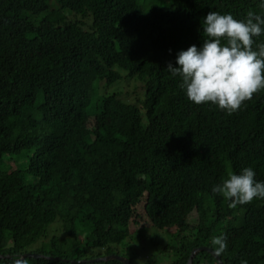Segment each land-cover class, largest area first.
Returning a JSON list of instances; mask_svg holds the SVG:
<instances>
[{"label":"trees","instance_id":"16d2710c","mask_svg":"<svg viewBox=\"0 0 264 264\" xmlns=\"http://www.w3.org/2000/svg\"><path fill=\"white\" fill-rule=\"evenodd\" d=\"M259 3L0 0V264H187L221 234L225 264H264V198L230 208L212 192L246 167L264 182V89L229 115L166 70L202 46L209 11ZM114 83L132 98L105 93ZM155 239L167 257L139 259Z\"/></svg>","mask_w":264,"mask_h":264},{"label":"clouds","instance_id":"9594fccd","mask_svg":"<svg viewBox=\"0 0 264 264\" xmlns=\"http://www.w3.org/2000/svg\"><path fill=\"white\" fill-rule=\"evenodd\" d=\"M260 11L248 10L243 19L231 13L209 11L202 21L204 41L178 52L176 65L167 71L180 78L179 87L195 104L211 103L229 115L264 89V43L254 38L264 35V0ZM212 192L229 201L230 208L264 198V182L255 179L251 167L240 174L229 172ZM211 245L217 256L227 249L224 234L214 236ZM15 264H26L23 260ZM241 264H247L242 261Z\"/></svg>","mask_w":264,"mask_h":264},{"label":"rangeland","instance_id":"374dc122","mask_svg":"<svg viewBox=\"0 0 264 264\" xmlns=\"http://www.w3.org/2000/svg\"><path fill=\"white\" fill-rule=\"evenodd\" d=\"M130 84H131V85H129V86H126V85L124 86V84L119 85V83H114V84H112V85H106V86H105L106 88H104V92H105V93H113V92H116V91L118 90V87L120 86V88L123 89V90H124V88H125L126 91H128V90L131 91L130 95L125 94L126 91L124 92V94H122L123 97L130 99V98H132V91H133V89L135 88L133 83H130ZM133 93H134V92H133ZM142 221L145 223L146 226H148V227L151 226V225H150L151 223H149L148 220L143 219ZM131 229H132L131 232H133V231H134L135 229H137V228H136L135 225H133ZM152 230H154V229H152ZM161 232H162V231H161ZM158 233H159V235H160V231H158ZM162 237H164V234H162V236H161L160 239H162ZM153 241L158 242V239H155V240H153ZM148 243H149V242L147 241L146 244H148ZM152 244H153V243H152ZM159 247H161V243H160V242L157 243V246L154 245V247H153L151 250H148V251H146V250H142V248H140V247H138V246H135V247H134V250H136V253H138L137 255L139 256V257H138L139 259H141V258H144V259H145V258H147V257L150 256L151 258L156 257V259H157L158 261H160V260L166 258L167 255H168V253H167V252H163V251L159 252V250H158ZM159 249H160V248H159ZM120 252L122 253L123 251L120 250ZM129 252H132V248L130 249V251H128V252H124V253H127V254H128ZM135 261H136V259H135Z\"/></svg>","mask_w":264,"mask_h":264},{"label":"water","instance_id":"95a60500","mask_svg":"<svg viewBox=\"0 0 264 264\" xmlns=\"http://www.w3.org/2000/svg\"><path fill=\"white\" fill-rule=\"evenodd\" d=\"M202 251H207L209 253H211L218 261L219 264H225L224 261L222 260L221 256H217L213 250L212 247H209V246H200V247H196L192 250L191 254H190V258L187 262V264H192L193 263V260L195 258V256L202 252ZM26 257H33V258H39V257H44V255L40 254V253H37V252H26L25 254H23L21 256V258H26ZM49 258H52V257H49ZM52 259H55V260H61L62 258L60 257H55V258H52ZM111 259H116V260H119L121 262H123L124 264H131V261L128 257L126 256H122V255H119V254H112V255H108V256H104V257H97V258H93V259H83V260H75V259H71V261L73 263H76V262H82V263H85V262H91V263H94V262H99V261H108V260H111ZM64 261H69L68 259H62Z\"/></svg>","mask_w":264,"mask_h":264}]
</instances>
